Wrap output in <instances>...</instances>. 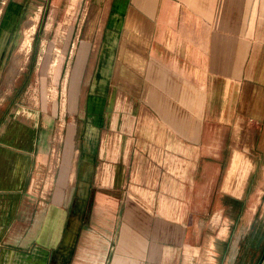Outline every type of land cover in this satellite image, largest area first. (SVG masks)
Masks as SVG:
<instances>
[{
  "label": "crops",
  "instance_id": "obj_1",
  "mask_svg": "<svg viewBox=\"0 0 264 264\" xmlns=\"http://www.w3.org/2000/svg\"><path fill=\"white\" fill-rule=\"evenodd\" d=\"M106 10L98 39L77 35L65 102L0 119V264H236L237 229L178 220L207 195L198 170L264 153V0ZM154 202L171 226L154 227Z\"/></svg>",
  "mask_w": 264,
  "mask_h": 264
},
{
  "label": "rangeland",
  "instance_id": "obj_2",
  "mask_svg": "<svg viewBox=\"0 0 264 264\" xmlns=\"http://www.w3.org/2000/svg\"><path fill=\"white\" fill-rule=\"evenodd\" d=\"M16 4H20L21 8L0 64V119L8 120L7 122L14 120L13 117L23 119L34 114L38 102H65L66 89L71 86V82L67 81V70L73 68L70 61L78 50L77 48L74 54L77 35L80 34L81 39L85 35L92 41L98 39L106 18L108 0H0V26L1 18ZM13 12L0 31V52L6 44L15 17ZM29 19L34 20L35 24L30 31L31 35L26 36L22 27ZM17 55L20 58L15 61L14 57ZM75 94V98L81 99L80 90L79 93L75 90ZM77 110H80L79 107ZM55 113L59 115L56 118L59 124L62 121L61 115L56 111ZM10 125L12 123H7V127ZM59 125L56 128L58 133ZM76 158L77 154L74 161ZM219 161L225 168L198 170L196 178L198 181L208 179L211 182L210 190L203 188V193H207L204 200L182 201V220H178L182 221V229L264 227V153L235 152L234 155H222ZM230 161L232 163L228 168ZM96 172L98 173L97 169ZM184 173L186 175L187 171ZM222 187L230 191L226 192L227 196L220 192ZM159 189L160 187H155L158 194ZM79 193H83L81 186L76 187V199ZM148 204L154 210V227L157 229L163 221L168 226L169 219L158 210L157 203ZM83 205L85 209L88 207L86 203L75 201V211L82 210ZM121 212L124 217L119 227L128 221L125 201ZM169 221L171 226L174 220ZM237 258L238 256L235 257L236 261ZM257 258L258 256L254 257L253 261Z\"/></svg>",
  "mask_w": 264,
  "mask_h": 264
},
{
  "label": "flooded vegetation",
  "instance_id": "obj_3",
  "mask_svg": "<svg viewBox=\"0 0 264 264\" xmlns=\"http://www.w3.org/2000/svg\"><path fill=\"white\" fill-rule=\"evenodd\" d=\"M21 8L20 4H16L10 8V10L6 13L4 17H2L0 31L5 26L6 19L12 15V11H14L13 23L9 29V34L6 39V44L2 51L0 52V64L2 62L3 54L5 53V49L9 44L14 26L16 24V20L18 17L19 10ZM3 52V53H2ZM235 246L231 251L234 258L238 256L236 264H259V262L264 259V227H259V229H237L235 233ZM258 256L256 261H253V258ZM236 260V259H235ZM261 261V264H262Z\"/></svg>",
  "mask_w": 264,
  "mask_h": 264
},
{
  "label": "bare ground",
  "instance_id": "obj_4",
  "mask_svg": "<svg viewBox=\"0 0 264 264\" xmlns=\"http://www.w3.org/2000/svg\"><path fill=\"white\" fill-rule=\"evenodd\" d=\"M30 20V19H29ZM35 22L34 20H30L27 24H24L23 27H22V31L23 33L26 35V36H30L31 33V29H33V26H34ZM29 42V41H28ZM24 50V49H23ZM26 50V49H25ZM18 58H20L18 55L14 57V60H18Z\"/></svg>",
  "mask_w": 264,
  "mask_h": 264
},
{
  "label": "water",
  "instance_id": "obj_5",
  "mask_svg": "<svg viewBox=\"0 0 264 264\" xmlns=\"http://www.w3.org/2000/svg\"><path fill=\"white\" fill-rule=\"evenodd\" d=\"M262 261V260H261ZM261 261L259 262V264H261Z\"/></svg>",
  "mask_w": 264,
  "mask_h": 264
}]
</instances>
